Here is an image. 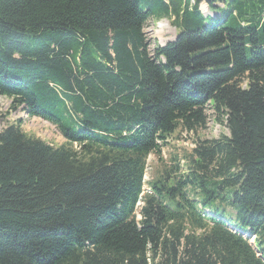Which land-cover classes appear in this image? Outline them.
<instances>
[{"label":"trees","instance_id":"16d2710c","mask_svg":"<svg viewBox=\"0 0 264 264\" xmlns=\"http://www.w3.org/2000/svg\"><path fill=\"white\" fill-rule=\"evenodd\" d=\"M201 1L0 0V97L65 139L0 131V264H264V0Z\"/></svg>","mask_w":264,"mask_h":264},{"label":"rangeland","instance_id":"374dc122","mask_svg":"<svg viewBox=\"0 0 264 264\" xmlns=\"http://www.w3.org/2000/svg\"><path fill=\"white\" fill-rule=\"evenodd\" d=\"M221 7L219 2H216ZM199 8L204 15L217 16L216 12L210 11L206 0H202ZM149 49L153 50L156 46H163L172 41L176 34L173 24V18H151L144 26ZM21 120V129L29 136L39 138L53 146H59L65 143L64 137L58 129L50 122L39 118L29 117L22 107L17 110L11 109V100L6 97H0V131L11 124H16ZM228 130L219 122L215 121L211 111H207V122L204 128L195 129L188 132L178 128L167 140L166 145L161 148V159L155 154H149L147 158L146 183L158 176L163 165L173 162L174 157L182 161L183 156L190 151L194 143L203 139H215L220 135H227ZM252 242V240H251Z\"/></svg>","mask_w":264,"mask_h":264},{"label":"bare ground","instance_id":"6f19581e","mask_svg":"<svg viewBox=\"0 0 264 264\" xmlns=\"http://www.w3.org/2000/svg\"><path fill=\"white\" fill-rule=\"evenodd\" d=\"M140 204H141L140 202L137 203V205H140Z\"/></svg>","mask_w":264,"mask_h":264}]
</instances>
